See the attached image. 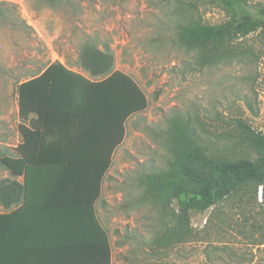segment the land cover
<instances>
[{
    "label": "rangeland",
    "instance_id": "rangeland-1",
    "mask_svg": "<svg viewBox=\"0 0 264 264\" xmlns=\"http://www.w3.org/2000/svg\"><path fill=\"white\" fill-rule=\"evenodd\" d=\"M228 15L210 0H0V180L13 178L2 157L17 150L19 82L54 60L81 67L80 50L95 45L112 54L113 68L132 77L147 98L146 108L125 121L119 174L108 176L97 207L110 264L264 263V246L253 243L259 233L251 238L253 231L233 225L241 218L233 197L223 207L224 220L215 208L192 210L190 236L155 244L170 235L164 226L178 220L177 203L154 201L140 183L143 174L168 167L171 126L178 121L193 128L198 144L227 147L228 158L256 155L236 123L264 132V33L235 38L229 43L234 55L205 65L197 48L178 36L180 24L219 23ZM261 197L259 187L258 202ZM8 210L0 205V212Z\"/></svg>",
    "mask_w": 264,
    "mask_h": 264
},
{
    "label": "trees",
    "instance_id": "trees-1",
    "mask_svg": "<svg viewBox=\"0 0 264 264\" xmlns=\"http://www.w3.org/2000/svg\"><path fill=\"white\" fill-rule=\"evenodd\" d=\"M210 1L221 5L228 12V18L219 23H205L195 19L178 27V36L182 44L190 49L197 48V58L201 65L215 63L234 55L235 52L230 49L229 43L235 38L246 37L258 30L259 33H264V3L250 5L246 0ZM77 63L91 74L103 75V78L96 82L90 81L66 68L59 61H54L39 75H31L18 84L21 121L18 129L22 141L16 147L20 153L19 157L7 155L2 157L3 164L13 178L0 180V205L9 209L0 212V264H23V254L34 253L33 250L37 256L44 258V264L55 262L48 261L50 260L48 256L54 253L59 255L56 263L71 264L72 261L65 260L64 256L73 251L79 252L81 256V259L73 261L74 264L111 263L109 236L96 217L93 206L74 208L76 214L80 216L81 225L77 240H71L73 236L69 233L77 231L72 227L68 213L64 214L65 209L48 205L46 192L30 189L32 177L28 153L35 148L33 146L40 136L38 125L30 118L32 113L40 119L42 108L66 111L80 116L78 122L83 126L88 121H97L87 115L90 109L87 108L85 99L93 97L98 103L95 104L94 110L100 111L101 108L106 110L109 123L110 113L113 114V123L118 128L116 141L121 143L125 136L127 118L147 106V98L133 78L122 70L113 68L114 58L110 52L95 45H85L79 52ZM62 78L69 80L72 86L67 92L70 98L75 99L78 96L80 102L78 98V102L70 99L62 106L63 104L53 101L57 84ZM84 88L94 90V94L85 92ZM101 104H107V108L104 109ZM172 126L170 134L172 159L168 161V167L165 170L145 173L140 177L145 194L151 196L154 201L165 202L174 199L179 212V218L173 226H164V233L170 232V235L155 238L153 242L157 245H166L171 242V235L174 234L186 239L192 232L187 220L190 211L202 212L215 208L223 218L225 211L223 207L233 197L241 214V218L233 225L240 232L247 229L253 231L251 238L254 237V233H259V242L253 243L263 247L264 132L257 131L246 122L238 120L236 126L246 135L256 155L232 159L224 152L227 147L220 148L218 144L205 147L198 144L193 138V128L179 121ZM116 141L113 145H116ZM20 175L23 176L22 181L17 180V176ZM259 187L262 197L258 202ZM32 193H36L38 200H44L45 203L32 204L30 202ZM54 210L59 212L57 218ZM219 222L223 225L221 220ZM214 227L219 231L223 229L219 224H215ZM85 228L91 236L89 239L87 235V242L82 237L85 234L82 230ZM28 233H31L30 237L25 236ZM40 263L36 260L35 264Z\"/></svg>",
    "mask_w": 264,
    "mask_h": 264
},
{
    "label": "crops",
    "instance_id": "crops-1",
    "mask_svg": "<svg viewBox=\"0 0 264 264\" xmlns=\"http://www.w3.org/2000/svg\"><path fill=\"white\" fill-rule=\"evenodd\" d=\"M54 61H59L66 68L81 74L90 81L96 82L103 78V75L91 74L82 67L69 66L63 60ZM42 71L43 69L36 75H39ZM70 88L72 86L69 80L62 78L57 84L53 101L65 106L66 102L68 103L70 99H74L70 98L67 93ZM79 89L82 90L81 87ZM86 89L85 92L94 94V90H89L90 88ZM112 93L110 96L111 100ZM77 98L78 96L74 100L77 102L79 100L80 102V98L78 100ZM85 100L87 108L90 109L87 113L88 117L90 116L91 119L94 118L97 121H88L83 126H80L78 122L80 116L66 111L61 112L42 108V117L40 119H37L35 113L30 115V118L38 125L40 131L39 140L38 142L36 140L33 146L35 148L28 153V157L30 158V176L32 177L30 189L46 192V203L48 205L54 208L65 209L64 214L65 212L66 214L68 213L69 220L73 225L72 227L77 231L69 233L73 236L70 238L71 240H77V237L80 235L79 225H81L79 223L80 216L76 214L77 212L74 208L91 205L94 207L95 215L98 218L97 207L100 206L103 200V191L107 184V178L109 175L113 176L114 173L119 174L115 160L117 159L121 143L116 141L118 139V128L113 123V114L110 113L111 122L109 123L106 110H102V108L100 111L94 110L97 101L93 97H86ZM102 100L104 101L103 98ZM101 106L104 109L107 108V104H101ZM17 111L19 125L21 122L19 107ZM18 134L19 138L16 147L22 141L19 129ZM115 141L116 145H113ZM7 156L19 157L20 153L16 150L14 155ZM17 180L22 181L23 176H17ZM31 195L30 202L32 204L35 205L38 202L41 204L45 203L44 200H38L39 197L36 193H32ZM54 213L55 218H57L56 215L59 212H55L54 210ZM82 232L85 233L82 236L85 242H87V235L91 239L86 228ZM30 235L31 233H28L25 236L30 237ZM77 248L74 247V249ZM32 252L35 254L29 252L23 254V264H35L36 260L41 262L40 264H44V258L39 255L37 256L36 251L33 250ZM48 257L50 258L48 261H55L53 264H60L56 263L59 260L57 253ZM80 257L79 252L73 251L66 253L64 259L72 261L71 264H74L73 261L81 259ZM48 264L50 263L48 262Z\"/></svg>",
    "mask_w": 264,
    "mask_h": 264
}]
</instances>
